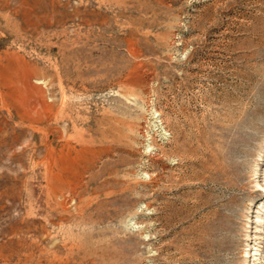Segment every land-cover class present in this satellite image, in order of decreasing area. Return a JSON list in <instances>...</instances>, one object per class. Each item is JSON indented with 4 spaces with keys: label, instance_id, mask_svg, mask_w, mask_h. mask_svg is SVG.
Instances as JSON below:
<instances>
[{
    "label": "rangeland",
    "instance_id": "1",
    "mask_svg": "<svg viewBox=\"0 0 264 264\" xmlns=\"http://www.w3.org/2000/svg\"><path fill=\"white\" fill-rule=\"evenodd\" d=\"M0 264H264V0H0Z\"/></svg>",
    "mask_w": 264,
    "mask_h": 264
}]
</instances>
